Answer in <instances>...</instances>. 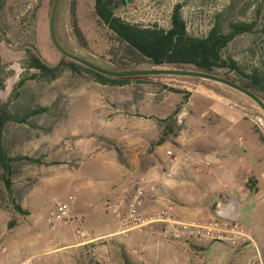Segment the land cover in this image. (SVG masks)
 Here are the masks:
<instances>
[{
    "label": "rangeland",
    "instance_id": "1",
    "mask_svg": "<svg viewBox=\"0 0 264 264\" xmlns=\"http://www.w3.org/2000/svg\"><path fill=\"white\" fill-rule=\"evenodd\" d=\"M55 3L56 0H0V115L7 114L8 118L2 143L9 158L5 162L0 159V264H125L124 250L120 245L108 244L112 241L108 238L90 244L76 240L88 235L78 230L92 231L91 224L86 225L78 215L82 208L100 205L116 217L110 206L119 203L123 207L143 178L148 188L158 187L153 177L149 178L150 173L136 172L123 194L115 199L104 198L98 186L109 185L116 178L111 166L123 164L132 169L138 163L137 168L150 169L157 164V172L152 174H170L179 142L197 137L186 130L179 139L182 130L187 129V118L197 108V96L206 89L227 96L238 94L240 99L235 100L240 109L254 115L262 133L264 109L244 92L206 77L108 75L115 80L98 81L81 67L85 64L67 57L55 45L51 36ZM177 11L195 36H206L216 25L227 30L233 22L252 23V29L233 39L223 55L237 60L246 74L255 68L264 73V0H121L115 9L128 22L165 29L172 26ZM54 30L66 51L108 70H198L190 64L154 65L108 28L96 12L95 0H58ZM36 50L49 64L61 65L56 78L26 67L29 52L34 54ZM34 73L38 76L30 77ZM212 74L238 84L250 82L227 67L216 68ZM23 76L25 82L18 85ZM254 91L264 99L263 93L256 88ZM41 108L45 109L22 119L24 114ZM193 124L197 129V118ZM165 142L169 147L163 146ZM193 153L197 158V151ZM89 183H95L97 191L90 190ZM184 186L186 190L188 186L195 187L190 181ZM155 189L147 197L145 215L156 214L168 203L174 206L172 217L179 219L174 216V199L162 190L154 197L167 202L146 213ZM59 201L69 203L70 216L66 221L54 222L51 217ZM191 202L189 197L184 204L191 206ZM250 210L257 213L244 227L250 234H242L245 240H236L235 236L225 240L222 232L227 230L221 227L197 239H168L163 235L167 224L149 225L146 228L160 225L159 239L154 241L158 259L154 257L157 260L153 264H264V197ZM179 220L197 222L191 218ZM235 226L230 232L238 235ZM216 235L223 240L214 239ZM241 242L247 244L244 256L237 249ZM115 246L118 251H114ZM133 254L139 256V263L128 260L146 264L139 250L134 249Z\"/></svg>",
    "mask_w": 264,
    "mask_h": 264
},
{
    "label": "crops",
    "instance_id": "2",
    "mask_svg": "<svg viewBox=\"0 0 264 264\" xmlns=\"http://www.w3.org/2000/svg\"><path fill=\"white\" fill-rule=\"evenodd\" d=\"M230 96L215 93L211 89H206L204 94L197 96V108L195 106L187 118V129L182 130L179 139L186 130L196 133L197 137L194 136L189 142H179L176 160L171 163L172 172H168L170 174H152L151 172H157V164L153 167L151 165L150 169L137 168L140 165L138 163L132 169L123 164L111 166L116 172V178L109 185L103 183L98 186L103 190L104 198H117L118 194H123V189L129 185L134 173L147 171L151 175L149 178L153 177L158 187L150 194L146 213L156 210L167 200L154 197L162 190L165 195L174 199L176 218H191L206 227L217 224L224 231L227 230L222 232L225 240H232L234 236L236 240H245L247 237H243L244 233L249 237L250 234L244 227L250 216L257 213L256 210L252 212L250 206H256L257 201L264 197V133L257 128L258 122L254 115H247L240 109L242 107L235 100L238 97L240 99V96ZM196 118L197 129L193 124ZM163 146L169 147V144L165 142ZM187 150L190 151L186 153ZM195 151L197 158L193 153ZM134 168L137 170L131 172ZM187 181L193 182L195 187L192 189V186H188V190L185 186L182 187ZM89 185L90 190L97 191L95 183ZM189 197L192 198L191 206H186L184 203L189 201ZM78 215L86 225L90 223L92 226V231H87V237L76 239L84 240L81 243L90 244L108 238L106 240H112L108 244L120 245V250H124V259L139 263V256L137 258L133 254L134 249L141 252L146 264H153L158 259L154 241L159 239L157 233L160 225L154 224L143 231L123 235L118 233L117 218L100 205L89 204ZM235 225L240 232L238 235L230 232ZM213 238L223 240L219 235ZM246 247L247 244L241 242L237 248L239 255L247 254ZM119 248L115 246L114 251Z\"/></svg>",
    "mask_w": 264,
    "mask_h": 264
},
{
    "label": "trees",
    "instance_id": "3",
    "mask_svg": "<svg viewBox=\"0 0 264 264\" xmlns=\"http://www.w3.org/2000/svg\"><path fill=\"white\" fill-rule=\"evenodd\" d=\"M120 4L121 0H95V9L100 19L120 40L128 43L130 47L150 59L154 65L190 64L194 65L199 71L209 73L214 72L216 68L227 67L250 80L249 84L239 83L240 85L253 92L256 88L264 94V73L255 68L250 74H246L237 60L225 58L223 55V50L233 39L239 34L252 29V23L233 22L227 30H223L219 25H216L206 36H195L188 31L187 25L178 14V11L173 14L172 26L165 29L159 26H142L126 21L115 12ZM71 65L77 67L75 62H72ZM26 67L37 69L42 76L50 79L56 78L62 71L61 65L49 64L37 50L34 54L29 52ZM81 67L93 73L100 82L110 79L115 80V78L87 65H81ZM37 76L38 74L34 73L30 77ZM25 80L26 77L23 76L18 85H22ZM261 98L263 99V97ZM44 109L32 110L24 114L22 119H27L29 115L39 113ZM4 113H7L6 110ZM6 115H0V159L3 162L9 159L2 143L3 127L8 119ZM17 209L24 212L21 206H17ZM125 260V264H134L128 258H125Z\"/></svg>",
    "mask_w": 264,
    "mask_h": 264
},
{
    "label": "built area",
    "instance_id": "4",
    "mask_svg": "<svg viewBox=\"0 0 264 264\" xmlns=\"http://www.w3.org/2000/svg\"><path fill=\"white\" fill-rule=\"evenodd\" d=\"M171 154V151H168ZM143 182H138L133 191L127 197L125 205L122 207L119 203H114L110 206L111 211L116 215L119 221L118 233L129 234L134 231H143L149 225L155 222H162L167 224L163 230V235L168 239H181L184 236L201 238V236L210 235L213 230L220 231L217 224L213 227H206L197 222H189L175 219L172 217L174 206L166 204L158 212L151 216L145 215V204L147 197L155 186H148ZM70 205L67 202L59 201L56 203L55 210L52 213V221H66L70 216ZM81 235H87V230H78ZM205 231H207L205 233Z\"/></svg>",
    "mask_w": 264,
    "mask_h": 264
},
{
    "label": "water",
    "instance_id": "5",
    "mask_svg": "<svg viewBox=\"0 0 264 264\" xmlns=\"http://www.w3.org/2000/svg\"><path fill=\"white\" fill-rule=\"evenodd\" d=\"M57 2L58 0H56V3L54 5L53 8V12H52V16H51V36L52 39L55 43V45L57 46V48L63 53L65 54L67 57L74 59L76 61H79L101 73L107 74V75H111V76H136V75H142V74H182V75H191V76H199V77H206V78H210V79H214L216 81L225 83L229 86H232L242 92H244L245 94L249 95L251 98H253L256 102H258L262 108L264 109V99H262L259 95H257L255 92H253L252 90L221 76L209 73V72H204V71H198V70H176V69H148V70H137V71H128V72H117V71H112V70H108L105 69L101 66H98L84 58H81L77 55H74L72 53H69L68 51H66L58 42L56 34H55V30H54V18H55V10L57 7Z\"/></svg>",
    "mask_w": 264,
    "mask_h": 264
}]
</instances>
